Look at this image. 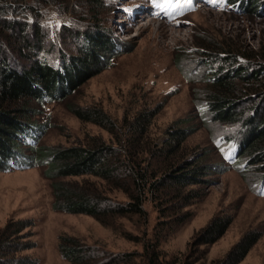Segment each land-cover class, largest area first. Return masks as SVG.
I'll return each instance as SVG.
<instances>
[{
	"label": "rangeland",
	"instance_id": "obj_1",
	"mask_svg": "<svg viewBox=\"0 0 264 264\" xmlns=\"http://www.w3.org/2000/svg\"><path fill=\"white\" fill-rule=\"evenodd\" d=\"M19 1L23 9L14 16L29 23L30 40L32 24L38 18L44 24V49L53 52L46 57L50 65L63 66L55 59L62 49L68 57L81 58L80 48L87 36L103 35L118 52L102 58L101 70L75 80L76 89H68L64 97L58 95L43 105L29 103L36 115L32 123L45 126V131L35 141L27 137V143L19 148L21 153L31 154L29 143L46 149L117 143L107 130L78 119L71 108L101 110L121 129L140 114L156 111L141 144L144 148L137 151L142 152L140 158L150 159L151 169L162 172L169 161L151 158L152 152L162 147L171 132L188 130L190 135L170 157V163L178 167L197 162L209 172L205 182L185 189L183 197L197 196L188 206L182 207L186 200L178 198L177 190L165 189L159 201L147 198L145 217L131 215L101 222L55 211L53 181L46 177V167L23 169L17 165L19 168L0 171V234L11 223L13 231L18 222L29 225L17 235L16 243L30 248L11 254L8 262L27 259L33 264H69L59 246L62 238H70L83 247L97 249L99 259L104 258L102 254L135 255L120 264H148L153 253L163 264H225L235 246L254 234L260 238L239 264H264V196L258 194L264 163L255 161L258 155L243 156L241 172L248 182L228 158L232 147L220 148L223 136L242 137L241 127L213 121L208 124L195 105L197 99L208 97V70L200 64L199 43L208 47L214 41L220 48L233 47L256 58L264 47V4L254 13H245L230 9L224 0L218 4L195 0V10L173 20L155 7L153 0H98L99 10L89 0H66L67 5L60 4L63 0H39L51 3L41 7L37 0ZM137 8L142 12L135 14ZM0 42L5 54L9 51L13 61L15 57L24 69H30L33 55L21 54L26 49L22 42H6L5 37ZM184 73L191 80L187 81ZM64 181L97 187L117 203L129 202L123 191L94 177ZM184 218L187 220L181 223ZM215 218H230L231 226L215 244L200 246V235Z\"/></svg>",
	"mask_w": 264,
	"mask_h": 264
},
{
	"label": "trees",
	"instance_id": "obj_2",
	"mask_svg": "<svg viewBox=\"0 0 264 264\" xmlns=\"http://www.w3.org/2000/svg\"><path fill=\"white\" fill-rule=\"evenodd\" d=\"M207 1L220 3L222 0ZM37 2L40 7L51 5L50 2L39 0ZM60 2L62 5L68 3L66 0ZM88 3L99 10L98 0H89ZM224 3L237 12L242 10L245 13H254L256 9L262 7L264 0H224ZM153 4L167 5L169 10L172 9V16L175 19L195 10L192 0L190 2L181 0V4L177 5L175 10L167 0H156ZM21 9L23 4H20L19 0H0V38L5 37L6 42L8 40L22 42L26 49L21 51V54L26 57L33 55L30 69L27 71L15 57L14 61L12 60L13 55L9 51L5 54V50L1 49L3 44L0 42V171L11 170L17 165L23 169L46 167L45 175L53 181L55 198L53 209L66 214L90 216L101 222L131 215L145 217L147 213L143 207L149 196L159 201L165 189H172L178 191L180 199L186 188L205 182L208 167L204 168L197 162L192 164L187 162L178 167L170 163L172 161L170 157L181 148L190 135L188 130L171 132L162 147L160 149L156 147L152 152L151 158L169 161L162 172L151 169L150 159L140 158L142 152L137 151L143 140L147 139L156 111L140 114L134 121L125 123L121 129L101 110L92 109L84 112L71 108L78 119L107 130L116 138L117 143L95 142L88 146L64 149L40 148L34 143H29L31 154L25 156L21 153L19 148L27 143L25 140L27 137L35 141L45 131V126L32 123V118L36 115L29 103L35 101L43 105L46 100H56L58 95L64 97L65 91L76 89V85H73L75 80H81L95 70H101L104 66L102 58L117 52H114L115 44L103 35L87 36L84 46L80 48L81 58L68 57L63 49L58 50L55 59L63 66H52L46 57L47 53L52 55L53 52L45 51L43 44L44 24L40 18L32 24L33 34L30 40L29 23L21 22L14 16ZM93 15L98 16L97 11H93ZM211 44L212 46L206 47L199 43L197 47L198 53L202 55L200 64L208 70V97L203 101L197 99L195 105L208 124L209 121H213L230 128L241 127L242 137L223 136L220 148L232 147L228 150V158L233 162V167L249 182L246 174L241 172L244 169L240 164L243 156L258 155V160L255 161L264 163V47H261L258 56L253 58L240 49L235 50L229 46L220 48L214 41ZM186 75L184 73L187 81L191 80ZM80 177H94L113 189L123 191L129 202L117 203L97 187L64 181L67 178ZM258 194L264 196V177L258 186ZM189 196L192 195L183 197L186 203L182 207L197 199V196L193 198ZM161 206L160 204L159 207ZM186 220L180 219V222ZM231 223L230 218H215L200 235L199 245L215 244L227 232ZM14 226H17L14 231L11 223L0 234V264H12L7 259L11 254L30 248L29 245L22 246L16 243L17 235L29 226L28 222H18ZM259 238L252 234L241 240L230 252L225 264L242 262ZM59 248L63 260L69 264H120L132 260L135 256L125 253L108 257L102 254L105 258L103 261L104 258L99 259L102 257L98 255L97 249L83 247L78 241L70 238H62ZM148 257V264H163L157 253ZM16 264L33 263L25 259Z\"/></svg>",
	"mask_w": 264,
	"mask_h": 264
},
{
	"label": "snow or ice",
	"instance_id": "obj_3",
	"mask_svg": "<svg viewBox=\"0 0 264 264\" xmlns=\"http://www.w3.org/2000/svg\"><path fill=\"white\" fill-rule=\"evenodd\" d=\"M167 2L172 4L174 10H175L177 5L181 4V0H175L174 3H173V0H167ZM186 2H190V0H186ZM213 2H214V0H213ZM153 3H156V0H153Z\"/></svg>",
	"mask_w": 264,
	"mask_h": 264
},
{
	"label": "bare ground",
	"instance_id": "obj_4",
	"mask_svg": "<svg viewBox=\"0 0 264 264\" xmlns=\"http://www.w3.org/2000/svg\"><path fill=\"white\" fill-rule=\"evenodd\" d=\"M136 1H137V0H136ZM134 2H135V0H134ZM122 3H124V2L121 1L120 4H122ZM139 12H142V8H137L135 14H136V13L139 14ZM146 26L149 28V27H151L152 25H151V24H147ZM159 29H161V28H158L157 30L155 29L156 32H159ZM125 40L128 41V40H130V39H129V38H124L123 41H125Z\"/></svg>",
	"mask_w": 264,
	"mask_h": 264
}]
</instances>
